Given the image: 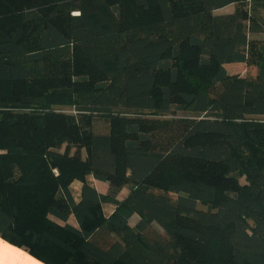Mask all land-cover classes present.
<instances>
[{"label":"trees","instance_id":"trees-1","mask_svg":"<svg viewBox=\"0 0 264 264\" xmlns=\"http://www.w3.org/2000/svg\"><path fill=\"white\" fill-rule=\"evenodd\" d=\"M262 32L264 0H0V236L45 264H264Z\"/></svg>","mask_w":264,"mask_h":264},{"label":"crops","instance_id":"crops-1","mask_svg":"<svg viewBox=\"0 0 264 264\" xmlns=\"http://www.w3.org/2000/svg\"><path fill=\"white\" fill-rule=\"evenodd\" d=\"M230 6L233 7V5H230ZM230 6H227V7L223 8V9L217 11V12H219V13L231 12L233 10V8L230 9L229 8ZM248 36L250 38H252V39H264V32H262V33H249ZM241 75L245 76L243 74H241ZM253 76H251V77H253ZM88 180L93 184V186L95 187L97 192H99L101 194H106L108 192L109 185H108L107 182L94 179L92 176H88ZM75 182H78V181H74L71 184V190L73 192L74 198L77 199L78 191H79V188H80V183L78 182L77 187L75 188V187H73ZM129 189H130V184H129V187L127 189L126 195H127L128 191H129ZM117 199H119V198H117ZM105 207H110V205L109 204L103 205V211H104ZM112 209L113 208L111 206V210L109 212H107V213H105V212L104 213L108 214V213H110L112 211ZM134 216H135V218H134ZM138 219H139V216L137 214H133L132 217L129 220V224L131 226H133L138 221ZM132 221H134V222H132ZM67 222L69 224L73 225V226H77L76 221H75V219H74V217L72 215L68 218ZM155 227L160 229V227L157 226V225H155ZM0 264H45V263L40 261V260H38L37 258L33 257L23 247L15 246V245L7 242L5 239H3L0 236Z\"/></svg>","mask_w":264,"mask_h":264},{"label":"rangeland","instance_id":"rangeland-1","mask_svg":"<svg viewBox=\"0 0 264 264\" xmlns=\"http://www.w3.org/2000/svg\"><path fill=\"white\" fill-rule=\"evenodd\" d=\"M230 9H232L233 7L230 6L229 7ZM72 14H76V12H73ZM225 68L227 69L228 73L229 74H233V73H241L243 75H245L246 77H251L253 75H255L256 71H257V68L256 66L254 65H246V64H241V63H226L225 64ZM58 109H61V110H69L70 108L69 107H66V106H58ZM184 113H181V112H178L177 115L178 117H182ZM172 127V129L175 131L176 130V126L175 125H170ZM166 134L170 133V130L169 129H166ZM163 136V135H161ZM63 150V147L60 148L59 151H62ZM73 152V150L71 151ZM239 181L241 183H245V179L244 177H241L239 179ZM77 184L78 182H75L74 183V186L73 187H77ZM129 187V184H125L122 186V188L118 191L116 197L119 198V199H122L125 195H126V192H127V189ZM111 210V206L110 207H105L104 209V212L107 213ZM135 218V216H134ZM134 222V221H132ZM95 240L102 246H107L110 242H112L114 239H115V235H113L112 233L106 231L105 229H100L96 235L94 236Z\"/></svg>","mask_w":264,"mask_h":264}]
</instances>
